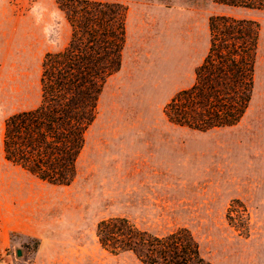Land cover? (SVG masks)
Masks as SVG:
<instances>
[{
    "label": "rangeland",
    "instance_id": "1",
    "mask_svg": "<svg viewBox=\"0 0 264 264\" xmlns=\"http://www.w3.org/2000/svg\"><path fill=\"white\" fill-rule=\"evenodd\" d=\"M90 1L121 4L127 20L162 12L164 24L129 22L75 177L58 186L7 163L1 140L7 117L38 105L42 57L61 51L69 27L54 0H0V264H139L98 244L96 225L110 218L156 236L184 228L209 264H264V11L215 0ZM215 16L258 25L250 100L235 126H174L164 106L192 85Z\"/></svg>",
    "mask_w": 264,
    "mask_h": 264
},
{
    "label": "trees",
    "instance_id": "2",
    "mask_svg": "<svg viewBox=\"0 0 264 264\" xmlns=\"http://www.w3.org/2000/svg\"><path fill=\"white\" fill-rule=\"evenodd\" d=\"M243 10L264 11V0H215ZM69 27L61 51L40 63L39 103L7 117L2 128L3 159L35 179L58 186L72 182L85 132L94 120L105 81L120 68L126 9L118 3L54 0ZM207 52L194 81L164 106L166 121L197 132L235 126L250 100L258 25L250 19L215 16L208 20ZM97 242L139 264H209L190 233L162 236L140 231L123 218L96 225Z\"/></svg>",
    "mask_w": 264,
    "mask_h": 264
},
{
    "label": "crops",
    "instance_id": "3",
    "mask_svg": "<svg viewBox=\"0 0 264 264\" xmlns=\"http://www.w3.org/2000/svg\"><path fill=\"white\" fill-rule=\"evenodd\" d=\"M129 14L130 16H128V20L126 18L125 33L127 31L129 22L133 23V29H139L141 28V26H145V23H148L150 21L154 22L153 24L158 26L160 23L164 24V13L162 12L152 16H150V14L147 13V11L139 14H132V16H131V12H129ZM158 55L159 58L161 59V62L162 61L164 62V46L160 47L158 51Z\"/></svg>",
    "mask_w": 264,
    "mask_h": 264
},
{
    "label": "water",
    "instance_id": "4",
    "mask_svg": "<svg viewBox=\"0 0 264 264\" xmlns=\"http://www.w3.org/2000/svg\"><path fill=\"white\" fill-rule=\"evenodd\" d=\"M17 255H19V253H17Z\"/></svg>",
    "mask_w": 264,
    "mask_h": 264
}]
</instances>
